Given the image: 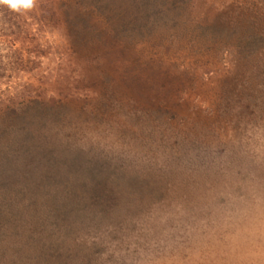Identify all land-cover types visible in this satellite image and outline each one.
Returning <instances> with one entry per match:
<instances>
[{"label":"rangeland","instance_id":"374dc122","mask_svg":"<svg viewBox=\"0 0 264 264\" xmlns=\"http://www.w3.org/2000/svg\"><path fill=\"white\" fill-rule=\"evenodd\" d=\"M67 1L0 6V100L63 105L1 138L0 264H264V0Z\"/></svg>","mask_w":264,"mask_h":264},{"label":"trees","instance_id":"16d2710c","mask_svg":"<svg viewBox=\"0 0 264 264\" xmlns=\"http://www.w3.org/2000/svg\"><path fill=\"white\" fill-rule=\"evenodd\" d=\"M63 4H64L63 8L65 9L63 8L58 9V7L57 8L53 7L51 11L52 21L54 20L57 23L60 22L61 26L63 27L60 35L62 36L64 35L65 37H68V35H74L75 32L77 34H84L88 37L86 41L90 43H95V41H97L96 39L103 38V36H109L110 38L114 37L111 28H98L97 25L95 26L92 24L90 25V22H87L83 19H78V17L77 19L73 18V20H70L68 22L67 20L69 19L68 17L70 13L68 12V10L71 11V8L78 7V12H85L86 6H83L84 8L83 10V8H81L79 5L80 2H78V0H69V2L67 1L64 2ZM6 9L9 11L8 8ZM106 19L105 20L101 19V20L108 22ZM77 23L79 26H77ZM85 80L86 81L82 82V86L80 90H77V93L79 94H81V92L83 93L82 97L80 95L75 94V97H72V99L82 101L83 102L82 106L92 105L89 96L91 97L94 96V98H96L95 96H97L99 101H102L103 100L101 94L102 91H100L99 88H96V86L93 85L94 84L93 82L87 79ZM88 94L90 95L88 96ZM84 100L87 101L84 102ZM62 107L63 105L51 106V107L41 106L37 100L27 101L25 102V104L24 102L23 103L19 102L14 104L13 101L6 102L4 100H0V143H1V138H4L6 140L5 145L13 144L15 142H18L20 136H25V135L31 136L30 133L35 129V127L45 126V128H48L49 125H54L58 121H61L63 119L62 118L63 114L61 112ZM85 109L86 108H84V110ZM118 116L119 115L116 112H113L112 115H110V117L113 118L114 117L117 118ZM86 117L93 120L99 117L97 113V109L91 112L90 116L88 115ZM128 125L129 124H127L126 126L128 127ZM76 132H78V130ZM76 132H73V134ZM77 135H79V133L74 134L73 136H77ZM43 144L45 145V143ZM25 146H26V150H28L26 151L27 155L31 154L32 151L33 154H35L37 151L41 149L40 147H38V145L32 142L31 139H29L25 143ZM45 167L47 168V166Z\"/></svg>","mask_w":264,"mask_h":264},{"label":"clouds","instance_id":"9594fccd","mask_svg":"<svg viewBox=\"0 0 264 264\" xmlns=\"http://www.w3.org/2000/svg\"><path fill=\"white\" fill-rule=\"evenodd\" d=\"M37 0H0V6L17 13L31 11L36 6Z\"/></svg>","mask_w":264,"mask_h":264}]
</instances>
